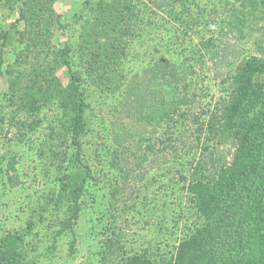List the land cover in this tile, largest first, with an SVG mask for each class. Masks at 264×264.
I'll return each mask as SVG.
<instances>
[{
  "label": "rangeland",
  "instance_id": "obj_1",
  "mask_svg": "<svg viewBox=\"0 0 264 264\" xmlns=\"http://www.w3.org/2000/svg\"><path fill=\"white\" fill-rule=\"evenodd\" d=\"M143 1L0 0V245L19 249L22 264H119L146 251L157 258L202 223L175 170L167 173L146 149L163 148V104L184 95L185 85L165 87L164 59L177 56L189 71L196 62L209 70L210 60L192 54L199 37L189 33L190 45L183 24ZM224 2L218 20L232 18ZM241 3L236 28L212 29L220 71L232 50L264 45V0ZM193 17L202 23L197 10ZM206 28L194 30L212 33ZM207 69L199 76L206 83ZM133 82L138 99L129 110L124 96ZM74 85L87 105L83 161L73 114L61 105ZM166 157L171 167L185 162Z\"/></svg>",
  "mask_w": 264,
  "mask_h": 264
},
{
  "label": "trees",
  "instance_id": "obj_2",
  "mask_svg": "<svg viewBox=\"0 0 264 264\" xmlns=\"http://www.w3.org/2000/svg\"><path fill=\"white\" fill-rule=\"evenodd\" d=\"M147 1L168 13L170 22L185 26L182 36L187 37L190 45L194 43L189 33L199 37L192 54L200 63L208 57L211 64L206 69L213 76L206 83L207 79L199 80L206 70L203 64L196 62L189 71L177 56L178 59L171 58L169 54L164 59L166 71L171 73L165 87L185 85L181 91L184 95L173 96L163 104L161 122L165 130L160 140L163 148L155 150L151 145L146 149V156L164 159L167 173L175 170L177 181L183 184L202 223L171 253L158 259L147 251L135 253L119 264H264V45L254 41L253 52L232 50L231 55L225 56L228 59L225 69L220 71L218 59L223 51L218 44L215 46L212 29L218 27L220 34L221 29L236 28L238 21L234 17L242 0H228L233 6L232 18L223 20L218 19L226 0ZM135 2L145 4L143 0ZM85 5L90 3L87 1ZM196 10L202 23L193 17ZM23 17L29 20L25 14ZM199 24L212 33L194 30ZM179 36H173L172 41L181 40L184 45L185 40ZM184 74L186 83L181 78ZM72 78L75 84L80 80L74 74ZM96 81L102 85L105 79L99 76ZM134 83L125 89L124 106H130L129 110L138 99L132 95ZM78 87L74 85V92H69L61 105L73 114L71 132L79 146L78 160L83 161L81 137L86 129L87 105ZM173 107L179 114L178 122L174 120ZM140 119L146 120V115ZM165 152L167 155L174 152L178 159L184 157L185 162H173L171 167ZM176 164L181 167L175 169ZM1 242L0 264H22L21 251L8 241Z\"/></svg>",
  "mask_w": 264,
  "mask_h": 264
}]
</instances>
